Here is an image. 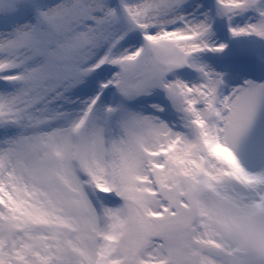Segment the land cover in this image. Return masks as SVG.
<instances>
[{"label": "snow or ice", "instance_id": "snow-or-ice-1", "mask_svg": "<svg viewBox=\"0 0 264 264\" xmlns=\"http://www.w3.org/2000/svg\"><path fill=\"white\" fill-rule=\"evenodd\" d=\"M207 192L264 215V0H0V264H252Z\"/></svg>", "mask_w": 264, "mask_h": 264}, {"label": "clouds", "instance_id": "clouds-1", "mask_svg": "<svg viewBox=\"0 0 264 264\" xmlns=\"http://www.w3.org/2000/svg\"><path fill=\"white\" fill-rule=\"evenodd\" d=\"M194 212L206 213L212 228L245 254L252 264H264V215L210 192L198 195Z\"/></svg>", "mask_w": 264, "mask_h": 264}]
</instances>
